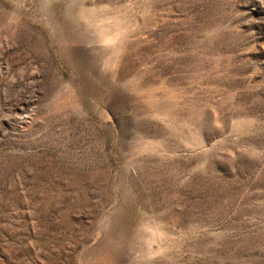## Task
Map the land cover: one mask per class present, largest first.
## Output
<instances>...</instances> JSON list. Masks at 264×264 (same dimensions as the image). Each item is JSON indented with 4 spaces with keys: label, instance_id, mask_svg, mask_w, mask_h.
I'll use <instances>...</instances> for the list:
<instances>
[{
    "label": "rangeland",
    "instance_id": "374dc122",
    "mask_svg": "<svg viewBox=\"0 0 264 264\" xmlns=\"http://www.w3.org/2000/svg\"><path fill=\"white\" fill-rule=\"evenodd\" d=\"M0 264H264V0H0Z\"/></svg>",
    "mask_w": 264,
    "mask_h": 264
}]
</instances>
